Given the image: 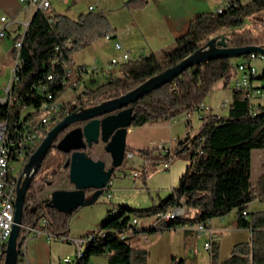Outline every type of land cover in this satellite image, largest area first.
<instances>
[{"label": "trees", "instance_id": "obj_1", "mask_svg": "<svg viewBox=\"0 0 264 264\" xmlns=\"http://www.w3.org/2000/svg\"><path fill=\"white\" fill-rule=\"evenodd\" d=\"M234 2L237 3L236 6L220 14L203 13L193 19L187 33L172 48L162 51L159 57L148 56L128 63L122 67L121 77H111L100 86L91 82L85 84L83 90L74 92L76 95L73 102L62 105V110L87 109L120 97L178 64L216 35L224 36L229 48H264V20L260 18L264 14V0ZM127 4L132 10L146 5L145 2L137 3L134 0ZM114 34L102 12L80 14L75 20L50 11L34 12L22 40V67L11 89L10 117L17 115L18 106L21 105H34L33 114H40V106L37 104L42 97L31 90L32 86L50 72L54 74L55 80L59 79L63 72L62 66L73 65L72 57L76 52L103 39L105 35L115 37ZM19 36L20 34L17 37ZM67 41L71 44L69 48L65 47ZM12 52L13 55L14 50ZM246 58L247 56L241 57L239 62ZM55 61L59 63L58 66L54 65ZM239 62L235 63L233 59H215L188 68L168 84L133 102L129 106L132 108L130 126L140 127L146 123L170 121L184 114L192 115L217 81H227L234 75V67ZM262 78L264 76L260 77ZM54 81L50 89L57 100L66 88L56 87ZM233 94L234 100L226 116L219 117L211 112L202 116L199 132L190 144L193 150L187 170L180 176L178 186L170 196L148 209L110 207L105 220L93 231L94 238L84 242L82 257L76 264H89L90 259L100 256L107 257V264H147V252L133 248L128 242L129 237L121 240V232L130 229L133 235L146 229H177L186 224L209 221L231 213H234L236 228L249 231L250 238L247 243L234 246L229 258L219 264H264V209L250 210L253 202L264 205V172L256 184L251 181V152L264 151V106L251 107ZM4 116L5 110L0 114V121ZM66 132L67 130L59 137ZM37 147L28 153L24 162H27ZM53 149L56 155L49 160H46L48 157L45 158L29 186L24 199L21 224L44 229L54 235H65L74 212L67 215L47 206L36 198L34 188L36 182L43 183L42 188L51 185L61 173L68 171L64 167L68 155L58 152L54 147ZM125 150L131 153L126 148ZM85 152L91 157L88 149ZM137 155L143 161L139 177L144 182L146 168L158 163L160 158L153 156L148 149L138 150ZM182 206L185 207L182 215L162 221L157 228L152 226L143 230L131 225L132 219L151 218L157 213ZM242 212H246V217L242 216ZM42 220L46 221L44 228L40 224ZM98 232H103L104 235L100 237ZM210 255L212 263H216L217 249L213 248ZM3 261L4 255L0 264Z\"/></svg>", "mask_w": 264, "mask_h": 264}, {"label": "crops", "instance_id": "obj_2", "mask_svg": "<svg viewBox=\"0 0 264 264\" xmlns=\"http://www.w3.org/2000/svg\"><path fill=\"white\" fill-rule=\"evenodd\" d=\"M129 1H133V0H92L93 3H88L87 6L83 7L84 11H80L77 8V6L79 7V4H81L79 0H64V2H61V3L59 2V0H49L50 2L49 11L52 12L53 14H64L68 16L70 19L75 20L80 14L87 13L88 8L90 6H96L95 12H102L107 18L111 28L114 30L115 40H119L123 47L128 48L130 50H135V52L139 50L146 51V53H140V55H138L137 58L139 60L141 58L148 57V56H155V57L158 56L159 57L162 51L172 48L175 45L176 41L182 38L187 33L189 24L193 19L197 18L200 14H203V13L214 12V8L217 7L216 5L213 9H208L207 3L205 0H134L137 3L141 1L145 2L146 5L142 7L141 9L132 10L129 7L130 5L127 4ZM215 1L217 2V0ZM69 14H73V17H70ZM32 15L33 13L29 11L28 8H26L23 4L21 5L19 3L17 4L15 0H0V17H6L9 20V24L7 25L6 38L0 43V52L3 53L5 51V53L2 55L3 61H7L8 53H9L10 56H12L11 58H12V64H13V56H14V54L12 55L13 42L16 39V37L23 32L24 24L30 20ZM117 19H120V20L117 21ZM102 40L103 39H101V41ZM106 43L109 44V42H106ZM94 44L95 43L91 45H94ZM91 45H89L88 47L91 48ZM9 47L10 49H8ZM127 52H130V51L127 50ZM128 63L130 62L123 63L120 66H117L116 69H114L111 73H104L103 71H101L96 74H91L89 76H86L85 78L81 80V83L84 87L85 83H90V82L92 84L97 85L96 78L99 76L104 78V83L111 77H121L122 67ZM12 64H11L10 70L12 68ZM76 66H80V65H76ZM256 72H257V78L255 80H252L251 85L254 89H257L259 91V95L255 96L253 101L255 104L262 107L264 106V79L263 78L260 79V77L264 76V69L261 68L258 71L256 70ZM9 74H10V71H9ZM235 75L236 74H234L231 78H233ZM230 81L231 79L227 81L219 80L211 88L208 94V99L206 100L207 102L203 103V105L209 107L211 114L219 116V117H224L227 115L228 109L221 110V104L224 101H229L230 103H232L234 100L233 98L234 94L231 91ZM7 82L2 86H5ZM221 92L222 94H224V99L217 101V99H215V93H217V96H216L217 98L218 95L221 94ZM74 97L75 96H73L72 99H74ZM194 120L192 116L184 114L170 121L151 122V123H146L145 125L140 126V127L130 126L127 129V134L129 133L130 135H135V137L139 136V138L137 140L134 139L131 142V145H126V149H127V146L129 147L127 149L128 151L149 149V146L152 143L149 140L150 138L149 135L151 136L152 135L151 132H153V130L155 129H158L159 128L158 125L163 124V123H169V124L182 123L184 125V137L180 139L178 135H176L178 139L176 146L178 148L177 149L178 151L181 150L182 148L185 149L186 147L190 146L192 140L198 134L199 128L201 126L200 121L197 122ZM144 129L147 130V132H142ZM127 134H126V138H127ZM253 151L251 152V177L253 174V168H252ZM125 152L127 151L125 150ZM107 156L109 155L107 154ZM136 157L137 158L132 157V159L133 158L137 159L136 160L137 163H139L142 166L143 165L142 159L139 156H136ZM258 165H259L260 171L258 172V175H255L257 179L264 172V152L259 154V156L257 157L254 170L257 169ZM181 170L178 173H180ZM123 177L130 180L133 184L134 182H136V181L131 180L130 175L128 176L123 175ZM112 180L113 179L111 178V182H112L111 189L114 188ZM256 180L252 181L251 179L253 184H256L257 182ZM177 186L173 187L171 191L168 193V195H166L162 200H160V202L168 198L170 194L172 193V190L176 189ZM65 190H71V189H65ZM114 190L115 189H113V191ZM87 194L92 195V197L87 201L88 204H86L84 208L93 206L97 202V199H98V198H95L94 197L95 194L94 193L92 194L91 192L86 193L85 198ZM112 206L126 207L127 205L116 203ZM263 207H264L263 203L259 204L257 202H253L250 205V210L251 211H261L264 209ZM109 208L110 207H108L105 212H101L100 210H97L95 211L94 214H93V210H84L85 212H81L82 214H78L79 216L75 218V220L72 222L71 228L69 227L67 233L64 236L68 238H73V239L82 238V237H79V235L82 234L83 230H85L86 228L93 229V228L99 227V225L105 220L107 211ZM227 216H231L233 218L234 220L233 225H234V228H236V219H235L234 213H231ZM227 216L210 220L209 228L210 230L213 231V235H214L212 249L216 248L217 254H218V245H219L218 239H219L221 232H223L221 225L223 224V219L225 220ZM151 218L140 219L138 222L139 228H142L143 230H145L146 227H149ZM81 219L86 223V226H84V228L79 229L77 228L76 223H78L79 221V224H81L82 222ZM178 231L182 233L180 235H183V240L187 241V246H188L189 239H190L189 237L191 235V232L182 230L180 228L162 230V231L160 230L151 231V230L146 229L145 231H140L136 234L131 235L128 238V242L136 250L146 251L144 249V243L150 237L155 236L156 234L162 236L163 234L168 233V232H178ZM247 232L249 236L250 232L249 231ZM27 236L30 237V240L26 244L25 251H23L22 248L20 249V252L22 253L21 261L25 262L26 264L28 263L24 259L25 254L30 255L32 259L31 264H38V260H41L40 252H41V248L43 245L46 246L48 250L54 253L53 255L54 258L56 254L57 256L56 258L58 262L61 261L60 258L64 259L68 257L71 259V257L73 256V253L75 252L74 245L70 243H63L57 240H49L51 244H47V243L45 244L43 239H41L42 236H44L43 234L33 236L32 234L28 233ZM178 236H174V238ZM51 241H53V243ZM205 241H206V238H205ZM163 244H164V248L166 249L167 248L166 244L165 243ZM146 252H147V258H148V263H149V257L151 256V253H149L148 251ZM100 257L96 258V260L90 259L89 264H94L95 262L96 264H107V257L106 256H102L101 258ZM98 259H102V260H98ZM210 259H211V255H210ZM155 264H159V263H155Z\"/></svg>", "mask_w": 264, "mask_h": 264}, {"label": "rangeland", "instance_id": "obj_3", "mask_svg": "<svg viewBox=\"0 0 264 264\" xmlns=\"http://www.w3.org/2000/svg\"><path fill=\"white\" fill-rule=\"evenodd\" d=\"M205 1L207 3L208 9H213L216 5L217 7H219L220 3L224 2V0H220V1L217 0V2L215 0H205ZM237 1L244 3L247 0H237ZM15 2L21 5V3L18 0H15ZM79 2L81 4H79V7L77 6V8L80 11H84L83 7L87 6L88 3H93L92 0H79ZM216 8H214V10ZM69 16L73 17V14H69ZM260 18L264 20V14H262ZM119 20L120 19H117V21ZM113 43L114 42L111 41L108 44L104 40L102 41L99 40L95 42L94 45H91V48L87 47L83 50L76 52L72 57L73 60L72 64L83 66L87 70H90L93 67H97L101 69L104 73H111L116 68H108V62L110 61L111 58H115L119 55L117 52L114 51V49H112ZM8 49H10V47ZM124 49L126 51L127 50L130 51L129 52L130 63L136 62L138 60L137 57L138 55H140V53H146V51H142V50L135 52V50H130L125 47ZM114 52L116 53V55ZM4 53L5 51L3 53L0 52V92L1 89L3 88L2 85H4L7 81H9V71L12 64V58H11L12 56H10L9 53H8L7 61H3L2 55ZM233 60L235 61V63H237L239 62L240 58H235ZM254 67L257 71L260 70L261 68L264 69V58L263 60L255 62ZM101 70L99 71L101 72ZM89 75L91 74L89 73L87 76ZM96 80H97L96 83L97 86L104 84V78H102L101 76L97 77ZM82 87L83 85H81V87L78 89L79 92L83 90L84 87L83 88ZM73 96H75V93L72 90L65 89L63 93L60 95V97L57 99V102L59 104H66L73 102L72 99ZM216 96L217 93H215V99H217V101L224 99V94H222V92L220 95H218L217 98ZM207 99H208V95L203 103L207 102L206 101ZM190 116H192L193 120L195 119L194 121L199 122L197 117V111H194L193 114ZM52 126L50 128H52ZM158 126L159 128L153 130V132H151L152 133L151 136L149 135L150 137L149 140L152 143L150 144L148 150H150L155 157H157L156 154L158 152L156 147H158L159 145H162L165 147L166 150H169L170 156H169V160L167 161L169 162L170 169H168V171L166 172H162L161 170L162 164L154 163L153 165H150L146 168L147 174L144 179V183L142 178L139 177V179L136 180V182H134L133 184L130 180L123 177V175L126 176L130 175L131 177V175L134 172L140 173L142 166L139 163H137L136 161L137 159L133 158L131 160H127L125 163H123V165L120 168L116 169L113 174L112 181L114 188L111 189V197L107 199L105 192H103L98 197L97 202L93 206L87 208L84 207L78 208L70 218L69 221L70 228L72 222L75 220L77 216H79L78 214H82L81 212H85L84 210H93V214L97 210H100L101 212H105L108 207H112V205L116 203L127 205L126 207L131 209H137V210L148 209L154 205H158L160 200H162L166 195H168V193L171 191L173 187H176L178 185L179 177L187 170V166L190 161V155L193 149L191 146H188L186 150H183L180 154L177 155L178 148L176 145L178 139L176 135H178L180 139L184 137V125L182 123H174V124L163 123ZM73 127L75 126H72L69 129ZM69 129H67V131ZM142 132H147V130L144 129ZM138 138L139 136L135 137V135H130L128 133L126 138L127 140L126 145H131V142L134 139L137 140ZM94 146L95 147L88 150L91 158L94 160H101L106 164V166H109L110 159L109 156H107V154L104 152L103 145L101 143H98ZM128 148L129 147L127 146V149ZM137 151L138 150L131 151V154H133V157L135 158H137L136 156H138ZM263 152L264 151L261 150H254L252 153V159H253V163H252L253 174L251 177L252 181H255L257 179L255 175H258V172L260 171L259 165L257 166V169L254 170L256 165V159L259 156V154ZM54 155H56L55 150L51 151L48 154L47 156L48 158L46 160H49ZM21 163L15 165V174L17 175V177L18 176L20 177V175L22 174V170L26 162H23L22 164ZM180 170L181 172L178 173ZM42 186L43 183L40 182H36L34 184V188L36 191V198L43 203H47L49 201L50 195L53 191L73 188V186L68 181V171L61 173L57 178L53 180V183L51 185H47L46 187L43 188ZM40 188L42 189L40 190ZM113 189L115 190L113 191ZM91 193L95 194V192H91ZM91 197L92 195L87 194L85 198V202H87ZM233 221L234 220L231 216H227L225 220L223 219V224L221 225L223 232H221L218 239L219 245H218L217 261L214 264H219L220 262H223L224 260L228 259L231 252L233 251L234 246H236L237 244L247 243L249 240L250 234L248 236L247 231L234 228ZM84 223L85 222L83 220L81 224H79L78 221V223H76L77 228L79 229L84 228V226H86V223L85 224ZM97 228H93V229L86 228L85 230H83L82 234L79 235V237H84L89 232L95 231ZM180 234L182 233H180L179 231L168 232L163 234L162 236L156 234L155 236H152L147 241H145L144 249L149 253H151V256L149 257V263L150 264H155V263L213 264L210 259V253L206 252L203 249V244L206 238L205 235H196L191 233L189 237L190 238L189 244L187 246V241L183 240V235ZM27 235L28 233L26 231H21L19 234V239L25 238L22 247L23 251H25L26 244L30 240V237H28ZM174 236H178V237L174 238ZM41 239H43L45 244L46 243L51 244L50 241L45 238V236H42ZM51 242L53 243V241ZM163 243L166 244L167 246L166 249L164 248ZM40 253H41L40 254L41 260H38V264L39 263L63 264L61 262L63 258H60L61 261L58 262L56 258L57 257L56 254L54 258L53 257L54 253L48 250L44 245L42 246ZM74 258H75V252L73 253L71 259ZM96 258L99 257H94L92 259L96 260ZM24 259L28 264H31L32 259L30 255L25 254ZM102 259H98V260H102ZM149 263L147 258V264ZM94 264H96V262Z\"/></svg>", "mask_w": 264, "mask_h": 264}, {"label": "built area", "instance_id": "obj_4", "mask_svg": "<svg viewBox=\"0 0 264 264\" xmlns=\"http://www.w3.org/2000/svg\"><path fill=\"white\" fill-rule=\"evenodd\" d=\"M23 4L29 11L46 13L50 9L49 0H18ZM59 2H64V0H59ZM237 3L234 0H224L220 3V6L214 10L215 14H220L224 10L236 6ZM96 6H90L88 12H95ZM9 20L6 17H0V43L6 38L7 35V25ZM29 21L24 24L23 32L17 37L13 42V64L9 74V81L0 92V114L5 110V116L0 121V259L4 255V250L6 247L7 240L11 234L14 218V202L17 191L16 185H8V171H11V160L14 156H23V162L28 155V153L38 146L47 132L51 129L52 124H56L58 121L63 119L65 116L69 115L74 111L71 109L62 110V105L54 99L53 93L51 91V83L55 80L54 74L52 72L44 75L39 82L32 86L33 91L42 97L37 106H47V113L33 114L34 105L30 106H18V113L14 117H10L11 108V89L12 85L17 81V74L22 67V61L20 58V51L22 40L24 37V32L28 26ZM103 40L106 42L113 41V49L119 55L115 58H111L108 62V68H116L123 63L130 62L129 52H127L122 44L115 40V37L111 35H105ZM70 41L65 43V47H70ZM58 50V48H56ZM264 55L260 53H252L247 56L246 59L241 60L234 68L236 74L233 78H230L231 91L236 94L239 100L245 101L249 106L256 108L257 104L254 103L255 96L259 95V91L254 89L251 85L252 80L257 78V72L254 67V63L263 60ZM55 66L59 63L55 61ZM63 72L59 79L54 81L56 87H64L70 89L73 92L78 90L82 83L81 80L85 78L89 73L96 74L100 72L99 68L93 67L87 70L83 66L76 65H65L62 66ZM102 71V70H101ZM75 99V97H74ZM73 99V100H74ZM229 101H224L221 104V110L228 109L230 106ZM197 117L200 121L203 115L208 114L210 111L209 107L200 104L198 106ZM38 127H46V134H38ZM157 154L160 158L157 164H162V172H166L169 169V150H166L164 146L159 145L157 147ZM133 154L125 152L124 162L131 160ZM19 178V176H18ZM17 178V181H18ZM139 179V173L134 172L131 175V180L136 181ZM111 180L108 181L107 186L104 189L106 198L111 197ZM185 207H173L165 212L157 213L151 218L150 224H153V228H157L158 225L162 224V215H172V213H184ZM242 216L246 217V212H242ZM138 219H132L131 225L139 226ZM41 226L44 228L46 226V221H41ZM210 220L204 222H198L195 224L184 225L179 227L182 230L189 231L196 235H205L206 241L203 244V249L206 252H211L213 244V231L210 230ZM21 230L26 231L33 236L43 234L48 240H57L63 243H70L75 247V253L78 251V246L81 242L91 241L95 234L91 232L80 239L68 238L64 235H54L44 229H36L25 227L21 225ZM132 234L130 229L124 230L119 234L120 239L124 240L130 237ZM98 235L103 236V232H98ZM75 259V258H74ZM74 259L68 257L62 260L63 264H74Z\"/></svg>", "mask_w": 264, "mask_h": 264}, {"label": "water", "instance_id": "obj_5", "mask_svg": "<svg viewBox=\"0 0 264 264\" xmlns=\"http://www.w3.org/2000/svg\"><path fill=\"white\" fill-rule=\"evenodd\" d=\"M252 53L264 55V48L251 46L229 48L224 36H213L193 54L149 78L126 94L91 108L72 112L57 122L29 156L18 178L13 226L4 250L3 264H26L21 261L22 253L19 252L23 246V238L19 239V234L24 199L33 177L41 168L55 142L54 148L58 152L69 154L64 167L68 170V181L73 188L53 191L46 205L69 215L88 204L85 202L87 191L92 190L95 192L94 197L98 198L113 177L115 170L123 165L127 129L132 122V108L129 106L133 102L168 84L196 64L215 59L241 58ZM72 126L75 127L58 139L61 133ZM98 143L103 145L104 152L109 155V166L101 160L88 157L85 152ZM183 150L184 148L179 150L177 155Z\"/></svg>", "mask_w": 264, "mask_h": 264}, {"label": "bare ground", "instance_id": "obj_6", "mask_svg": "<svg viewBox=\"0 0 264 264\" xmlns=\"http://www.w3.org/2000/svg\"><path fill=\"white\" fill-rule=\"evenodd\" d=\"M76 91L78 92V90H76ZM21 106H26V105H21ZM33 112H34V108H33ZM38 112L39 113H47V106H40L38 109ZM38 134H46V127H38ZM44 138H45V136H44ZM39 144L40 143H38V145ZM21 162L23 163V156H14V158H12V160H11V171H8V185H16L17 184V178L18 177L15 174V165L20 164ZM180 215H182V213H172V215H162V221H169V220H172V219H174ZM152 226H153V224H150L149 227H152ZM83 244H84V242H81L80 246H78V251H77V253H75L74 264H76L77 261L82 257Z\"/></svg>", "mask_w": 264, "mask_h": 264}, {"label": "flooded vegetation", "instance_id": "obj_7", "mask_svg": "<svg viewBox=\"0 0 264 264\" xmlns=\"http://www.w3.org/2000/svg\"><path fill=\"white\" fill-rule=\"evenodd\" d=\"M52 125L54 126L55 124H52ZM53 126H52V127H53ZM59 139H60V137H59ZM55 144H56V142L53 144V147H54ZM53 147H52L51 150L48 152V154H49L51 151L54 150ZM48 154H47V156H48ZM67 155L69 156V154H67ZM47 156H46V157H47Z\"/></svg>", "mask_w": 264, "mask_h": 264}]
</instances>
